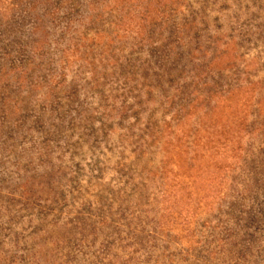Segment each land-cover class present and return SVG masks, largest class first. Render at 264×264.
Masks as SVG:
<instances>
[{
	"label": "rangeland",
	"instance_id": "obj_1",
	"mask_svg": "<svg viewBox=\"0 0 264 264\" xmlns=\"http://www.w3.org/2000/svg\"><path fill=\"white\" fill-rule=\"evenodd\" d=\"M0 12V264H264V0Z\"/></svg>",
	"mask_w": 264,
	"mask_h": 264
},
{
	"label": "trees",
	"instance_id": "obj_2",
	"mask_svg": "<svg viewBox=\"0 0 264 264\" xmlns=\"http://www.w3.org/2000/svg\"><path fill=\"white\" fill-rule=\"evenodd\" d=\"M3 31H4L3 27H1V25H0V33ZM7 35H10V33L7 32ZM7 35L5 32L3 33L4 38H5V36L8 37ZM5 39H7V38H5ZM0 51H3V49L0 48ZM5 57H7V56H5ZM4 60H6V61L9 60V64H7V66L3 70L0 67V71H1L0 72V98H2L3 103H6L9 100V93H8L9 89L12 88V82L9 80L8 76H12L13 81H15L20 88L26 87V85L24 83H30L31 84L30 87H33L35 85V81L33 83L30 82L31 79L33 78L32 75L28 74V76L25 78V77L17 74L19 71L25 72V68L23 67V65H20V66L17 65V63L15 62V59H13V58L12 59H5L4 58ZM30 71L32 73H34L32 68H30Z\"/></svg>",
	"mask_w": 264,
	"mask_h": 264
}]
</instances>
